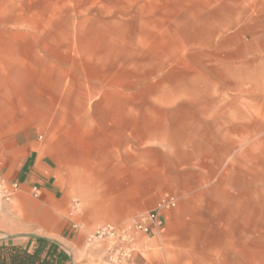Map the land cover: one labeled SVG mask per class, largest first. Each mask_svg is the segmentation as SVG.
Returning <instances> with one entry per match:
<instances>
[{"label":"rangeland","instance_id":"1","mask_svg":"<svg viewBox=\"0 0 264 264\" xmlns=\"http://www.w3.org/2000/svg\"><path fill=\"white\" fill-rule=\"evenodd\" d=\"M25 5V16L9 17L14 27L0 33V42L8 41L21 56L25 47L24 60H33L29 51L39 59L8 66L16 71L5 77L0 122L32 124L34 136L56 149L64 192L57 211L41 207L32 189L22 193L19 187L10 201L0 200V216L9 214L17 225L0 220V242L26 245L33 238L25 235L57 241L68 264H264V97L240 92L245 79L254 92L260 84L259 74L248 71L250 61L259 59L247 55L257 34L245 27L243 2L37 0ZM227 62L238 86L214 95L212 104H233V112L211 113L201 121V114L182 107L193 106L192 93L205 78L225 90V81L217 78L225 79ZM158 105L177 107L167 113L127 112ZM145 127L163 132L171 148L187 151L175 155L178 177L165 179L174 189L166 194L178 201L166 213L165 232L141 239L123 261L112 240L89 241L90 234L147 213L166 194L147 199L149 207L141 213L119 216L121 206L136 200L140 175L149 171L155 186L161 179L157 161L136 170L120 145L114 160L99 154L98 144L114 140L109 130ZM174 163L164 157L159 170L171 176ZM18 195L21 204H13ZM62 232L71 236H58Z\"/></svg>","mask_w":264,"mask_h":264},{"label":"crops","instance_id":"2","mask_svg":"<svg viewBox=\"0 0 264 264\" xmlns=\"http://www.w3.org/2000/svg\"><path fill=\"white\" fill-rule=\"evenodd\" d=\"M30 1L37 0H0L1 34L9 33L11 27H14L10 25L9 17L26 15L25 2ZM240 1L243 2L244 9L247 10L245 16L248 18L246 21L247 23L245 22V27L249 30L250 33L257 34V39H255L256 41L253 43L254 40H252L250 43H248L249 49L247 55L258 57L257 59L259 60L258 62H253V60H251L249 63L248 71L251 74H259L257 78L260 83L257 86V92H254L255 89H251L249 87V79L248 81L245 79L243 83L245 82L246 84H242L240 92L243 96L253 95L264 97V0ZM33 25L37 24L34 23ZM0 38H2V36H0ZM20 51L25 58L28 57V52L25 53V47H22ZM29 53L31 54V59L33 60H24L23 56L18 54V51H16L15 48H9L8 41L0 42V97H7L5 89L8 85L9 80L8 78L5 79V77H7L8 73H13L16 71V69H11L10 67H8L9 65L26 64L27 62L33 63L34 60L39 59L35 52L29 51ZM230 65L231 64H229L228 62L225 63V79L217 78V80L225 81L224 86L226 91L224 89L219 90L212 87L211 82L215 81L214 78H205L200 82L199 87H197V89H195L192 93V95H194L195 97L193 106H183L182 108L187 109L188 111H193L196 114H201L199 116L201 121L209 120L210 116L208 114L211 113L233 112V104H212L213 97L220 95L221 93H225L227 95V90L233 91L235 89V85L238 86L237 83L235 84L233 73L228 72V68ZM48 106L49 108L47 109V111L48 113H50L51 105L48 104ZM175 107L177 106L158 105L146 106L145 108L130 107L127 109L135 110H129L127 112H144L145 114L154 112L167 113L171 112V109H175ZM31 117L33 118L32 115ZM45 117L50 119V117L47 116V112H45ZM123 117H127L130 119L138 118V116L134 115H125ZM148 117L152 119L154 118L153 116H145L143 117V119H147ZM162 118H167V116L160 117V119ZM33 128L34 126L32 124L27 126L26 123L11 125L10 123L7 124V122L3 120L0 122V176L7 179L9 182H18L20 185V191L22 193H26L30 191L34 186H38L40 190V198L38 199L40 206H43L44 209H53L57 211L58 207L56 204L60 200H63V195L61 193L64 192L60 182L61 169L58 166L57 151L55 148H52V146H48L47 144L42 143L39 139H37V137L34 136L35 132L33 131ZM108 133H112V135L114 136V140H111L113 142L110 141L106 143L105 139L103 138L101 140L102 143L98 144L100 146L99 154L101 152L105 155H114L113 159L116 160L115 154L118 152V146L120 145L121 151L123 149L124 153L127 154L131 166H134L136 170L142 167L148 168L151 162L157 161L158 165H154V169L155 171H157L156 176L161 177V179L155 181V186L154 182L152 181L153 176L149 171L144 172L142 175H140V181L138 183H140L141 187L139 189H136V200H134L131 206H121L119 208V213H117L119 214V216L126 217L129 215L141 213L145 211L146 207H149V205L145 204L147 199L152 200L155 194H166L169 193L168 191H174L173 188H170V183H172V181L170 182V180L171 178L175 179L176 177H178L177 170H179V162L176 160L178 159V157H176L175 155L178 152H186L187 149L185 146L180 147L178 145H173V147L171 148L170 145L165 142L166 136H164L163 132L155 130L153 127H145L141 129L126 128L123 130L114 129L113 131L109 130ZM117 141L119 142L118 144ZM127 146H130V148H127ZM191 153L192 155L194 154L193 151ZM192 155L190 161H194ZM164 157L169 159L170 162H175L173 164V168L169 166L174 171L171 176L162 174V170H159L160 168H164V166L162 165ZM211 157L212 156L209 154L207 158L211 159ZM94 158L95 157H88V159ZM97 159L99 160L100 158L98 157ZM192 162L189 164L191 167L193 165ZM166 178L170 179L168 180V184H165L167 182H165ZM115 191H121V188ZM18 198L19 200H14L13 204H15V201L17 205L21 204L23 198L21 197V195H18ZM17 213V215L19 216V212ZM50 214L52 216L57 215L55 213ZM5 216H7V214H1L0 220H2ZM58 236H71V234L62 232Z\"/></svg>","mask_w":264,"mask_h":264},{"label":"built area","instance_id":"3","mask_svg":"<svg viewBox=\"0 0 264 264\" xmlns=\"http://www.w3.org/2000/svg\"><path fill=\"white\" fill-rule=\"evenodd\" d=\"M17 182H9L0 177V200L10 201L19 190ZM35 198L40 195L38 186L32 188ZM177 198L172 195H164L147 213L137 215L133 220L120 225H104L99 227L89 236V241L103 239L112 240L115 244V256L120 260L129 259L137 250L143 238H151L162 235L166 229V213L177 207Z\"/></svg>","mask_w":264,"mask_h":264},{"label":"trees","instance_id":"4","mask_svg":"<svg viewBox=\"0 0 264 264\" xmlns=\"http://www.w3.org/2000/svg\"><path fill=\"white\" fill-rule=\"evenodd\" d=\"M62 247L46 238L30 239L26 245L0 242V264H68Z\"/></svg>","mask_w":264,"mask_h":264},{"label":"bare ground","instance_id":"5","mask_svg":"<svg viewBox=\"0 0 264 264\" xmlns=\"http://www.w3.org/2000/svg\"><path fill=\"white\" fill-rule=\"evenodd\" d=\"M8 215H9V214H8ZM8 215L5 216V217H3L2 222H3V223L12 224L13 226H17V225H16V222H15V218H14V217L9 218ZM10 220H11V221H10ZM14 237H15V236H14ZM18 238H19V237H18ZM21 240H22V239H21Z\"/></svg>","mask_w":264,"mask_h":264},{"label":"water","instance_id":"6","mask_svg":"<svg viewBox=\"0 0 264 264\" xmlns=\"http://www.w3.org/2000/svg\"><path fill=\"white\" fill-rule=\"evenodd\" d=\"M23 237H28V238H33V239H39V238H42V237H40V236H35V235H25V236H23ZM10 239H13V237H11ZM48 240H50V239H48ZM50 241H53V240H50ZM53 242L59 244L57 241H53Z\"/></svg>","mask_w":264,"mask_h":264}]
</instances>
